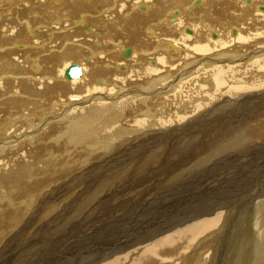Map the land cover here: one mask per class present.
<instances>
[{
    "label": "rangeland",
    "instance_id": "obj_1",
    "mask_svg": "<svg viewBox=\"0 0 264 264\" xmlns=\"http://www.w3.org/2000/svg\"><path fill=\"white\" fill-rule=\"evenodd\" d=\"M22 1L24 0H17L16 2ZM47 1H44V3ZM3 7L8 8L7 5ZM92 17L98 18L99 16L95 15ZM74 20H76V23L73 20L67 22L68 27L61 26V32H65V28L70 30L83 24V15L77 16ZM71 23L74 25L73 27H69ZM56 26L59 25L56 24ZM45 27L44 25L40 26L39 31L43 32ZM190 29L192 30V28ZM62 35L64 34L57 36ZM86 44L94 50H102L97 45ZM52 46L55 47V44ZM68 48L71 54L80 56L85 53L91 54L90 51L78 46H69ZM261 48L264 49V46ZM33 49L35 48H31V50ZM132 50L133 48L130 46L125 51L124 56L130 57ZM216 51L212 50L208 54H201L193 60L192 77L182 81L183 87L179 85L175 90H165L161 95L157 96L158 98H156V94H148H152L150 95L151 101L149 100L152 107L156 108L157 101H159L158 104L163 105L166 109L163 113L168 118L166 124L170 126L177 125V128L180 129L182 125L188 124L186 123L188 121H185L186 118L210 111L209 122H212V126L205 127L206 129L194 133L191 137L185 136L180 139L170 140L167 139L168 137H162L166 133H171L169 132L170 130H167L168 132L162 130L166 128L165 126L156 130L152 128L151 131H148L150 134H145L146 137L136 139V136L132 135L130 138L133 140L120 141L122 138L115 137L110 141L106 140L107 143L115 144L113 151L116 152L110 151L109 154V150L105 147L107 144H103V142L100 144L102 145L100 149H103L104 153L103 150H97L91 144L83 143V140H80L81 142L76 144V146L75 143L69 145L70 142L67 139H63V136L69 131L67 123L64 127L53 129L54 123L49 121L44 127H52L51 135L46 137L41 135L42 132L39 133L37 131L38 136L35 139L24 141L12 147L10 144L15 142V138H25L30 132L28 123L25 124V120L20 119L13 123L11 120L1 121L0 142L2 140L5 143L12 141L10 144L7 143L9 147L5 151H0V264H109L118 258L124 257L129 252L155 241L163 234L149 238L164 227L175 225L174 227L176 228L167 230V233L164 232L168 234L178 228L186 227L189 223L200 221L202 218L214 217L218 211L222 213V217L215 229L212 230L213 232L210 231L209 233H204L205 235L198 236L194 240L193 246L187 250L188 252L181 254L176 264H182V260L188 254H191L192 257L194 256V258L189 256L187 259H190L192 264H209L210 261V264H229V256L233 257V264H243L242 262L236 263L237 259L241 257L246 262L245 257L250 254L247 251L248 247L253 249L255 245L249 246V243H246L238 250H235L233 245L235 239L242 237L238 228L240 227V222L243 223L244 221L240 217L245 216L248 211L245 208H251L256 200H264V145H262L264 144V138L246 140L252 138V136H246L243 142L240 141L233 146L230 143L223 148L224 151L217 150L215 145H218L217 142L221 141L219 137L222 133V136L227 134L233 137L242 132H244L243 134L247 133L248 129L252 131L257 129V127L250 128V126L254 123L258 124L262 120L264 121V97L260 100L256 97L254 102L245 101L246 104L237 106L234 104L237 96L235 97L232 94L234 90H237L235 87L232 90L230 87L233 83H230L226 94H219L216 98L214 97L210 100L207 94L203 93L205 91L210 93V82L216 79L211 75L210 68L212 65L210 63H238L241 64L242 70H246L251 62L247 57L237 61H230V59L225 57L221 58L222 60H218V58H214ZM236 51L234 50L233 52ZM249 51L237 52L245 56ZM32 54L34 55V51ZM58 55L60 54L55 52L51 57L55 60L58 59L56 64L60 63L63 66H56L55 74L53 75L57 77L48 78L56 85L50 88V91L54 94L61 92L69 95L71 92L68 90L67 84L73 81L62 80L61 75L63 76L64 70L70 64H81V59L75 57L59 58ZM119 56L122 57L121 54ZM245 61L249 62L243 63ZM17 62L26 68L27 71H32L31 62L24 61L23 54L19 55ZM135 67L139 68L141 65L136 64ZM182 71L183 68L174 75V78H178ZM102 75L103 73H96L95 77ZM11 77L12 80L19 82L32 78L26 72H20L16 74V77ZM45 88L46 85L41 88L42 91ZM242 90L256 89L244 88ZM127 91L128 88L126 91L116 90V94H120L119 96L121 97L126 96L130 94ZM262 91L260 90L258 94L261 95ZM199 92L203 93L201 94L202 96H195ZM178 93H181V98L184 97L186 99L180 101L176 98L174 99V96ZM13 94L9 98L25 97ZM153 95L158 100L152 99ZM119 96L117 97L119 98ZM245 96L246 94L240 99L242 101L243 99L245 100L247 97ZM225 98H229L228 103L232 101L231 98L234 101H232V105L227 111L223 109L227 107L223 102ZM200 100L204 101L201 102ZM56 101V99H52L49 109L40 113L41 115L44 114L45 119L50 116L48 113H50L53 103ZM71 101L78 105L79 99L71 98ZM176 101L178 104L174 103ZM186 102L194 103L193 105L197 107L194 108L192 114L184 119V116L188 114V110L192 109L190 106H186ZM220 103L223 106L221 109L218 108ZM61 104L63 105L56 106L58 113H61L60 111L64 113L70 105L67 104V107H65L64 102H61ZM212 105L214 106L213 109L210 108L213 107ZM137 108L132 109L133 112L128 110L122 122L127 123L128 120L136 118L147 119L153 115H145L143 105H139ZM30 113L21 112L22 115H30ZM18 116L19 114L14 115L16 118ZM174 117H178L180 120H177L178 118L173 120ZM38 119L40 125L41 119L40 117ZM57 122H62V120ZM202 122L204 123L205 121L201 120ZM83 124L81 123L80 125ZM96 125L94 126L96 127ZM94 126L89 125L96 131ZM189 128L185 129L194 130V127ZM135 134L140 136L139 132ZM76 135L73 137L79 139L82 136V132L79 133L80 137H76ZM125 137L127 138V136ZM117 139L120 145L116 143ZM260 140H263V142ZM207 145H210V151L207 153L208 156L201 162L202 154L199 153L206 149ZM244 148H247L246 151ZM123 151L129 156L119 157L124 154ZM216 151H219V153ZM168 152H171L169 155L174 153L175 157L171 159L168 155L165 158L164 155ZM227 152L229 153L227 154ZM231 154L234 155L232 156ZM113 157L116 160L121 158L117 161L119 163H113L111 161L114 160ZM168 157L170 160L167 159ZM224 157L229 158L218 169L210 173H202L196 178V174L208 166L209 160L213 164L216 159ZM189 159L195 160L194 163L198 165L200 164L198 170L179 172L178 168L179 171L176 169L175 173L173 172L169 175L168 172H171L177 165ZM238 159L242 160L239 165L236 163ZM107 160L108 162L105 163L104 161ZM26 162L31 163L32 166ZM230 163H233L231 167L223 171L219 170V168ZM37 167L40 168L38 169ZM99 167L108 169L102 172ZM223 203L225 204L223 205ZM206 206L219 207L220 209L216 210L214 208L216 212L200 216ZM187 214L194 215V218H191V220H187V218L184 222L186 216H189ZM222 225V230L214 234V232L218 231L217 227ZM143 238L147 239L143 240ZM204 238H208L205 241L207 248L204 243L200 244ZM150 264L156 263L152 262Z\"/></svg>",
    "mask_w": 264,
    "mask_h": 264
},
{
    "label": "bare ground",
    "instance_id": "obj_2",
    "mask_svg": "<svg viewBox=\"0 0 264 264\" xmlns=\"http://www.w3.org/2000/svg\"><path fill=\"white\" fill-rule=\"evenodd\" d=\"M16 1L0 0V122L11 120L13 123L19 119L25 120L24 123H28L30 132L22 139H20L21 137L15 138L16 140L11 138L15 142L10 140L7 143L10 144L11 142L10 145L12 147L24 141L35 139L38 136L37 131L39 133L42 132L41 135L48 137L52 134L53 129L64 127L66 123L69 126V131L66 132L63 139H67L70 142L69 145L75 143L76 146L83 140V143L91 144L98 150L103 142V144H107L105 147L109 150V154L110 151H113L115 144L108 142L109 145L106 140L110 141L115 137L122 138L120 141H126L130 140L132 135L136 136V139L146 137L145 134H150L148 131H151L152 128L156 130L165 126L166 128L162 130L166 132L170 130L169 132L171 133H166L162 137H168L167 139L170 140L180 139L185 136L191 137L194 133L206 129L205 127L212 126V122H209L210 111L205 114L198 113L193 117H188L197 106L193 105L194 103L186 102V106H190L192 109H189L188 114L184 116V119L188 117L185 119L188 124H184V126L187 125L186 129L194 127V130H186L183 125L180 129L177 128V125L170 126L166 124L168 118L163 114L166 109L163 105L158 104L159 101H157L156 108L152 107L149 102V100L151 101L150 95L156 94L155 96L158 98L157 96L161 95L165 90H175L179 85L183 87L182 81L192 77L193 60L201 54L210 53L212 50H217L214 58H218V60H222L221 58L225 57L230 59V61H237L247 57L251 62L246 70H242L241 64L238 63H210L212 65L210 68L211 75L217 79L210 82V93L203 92L207 94L210 100L211 98H216L219 94H226L230 83H233L230 88L234 90L233 87H235L237 90L232 93L233 96H237L235 102L233 101L234 97L231 98L237 106L244 104L245 101L254 102L256 97L259 98L258 100L264 97V58H261L264 57V49L261 48L264 46V36H262L264 35V5L261 6V4H264V0H240V3L239 0H48L46 3H44L46 0ZM4 5H7L8 8L3 7ZM79 15H83V24L80 23V26L78 25L70 30L65 28V32H61V26L68 27L67 22L69 20L75 22L74 18ZM95 15L99 17L93 18L92 16ZM56 24L59 26H56ZM42 25L46 27L43 32H40L39 29ZM73 26L72 23L69 25V27ZM217 29L218 31H216ZM186 30L188 31L186 32ZM60 34L64 35L57 36ZM86 43L97 45L102 50H94ZM53 44H55V47L52 46ZM69 46H78L90 51L91 54L85 53L82 56L71 54ZM130 46L133 48L132 55L126 57L124 53ZM33 47L35 49L31 50ZM234 50L250 51L247 55L242 56L237 51L233 52ZM33 51L34 55L32 54ZM55 52L60 54L58 55L59 58L75 57L81 59V64H78L82 68V75L79 78L68 79L65 76L67 68L64 70L63 76L61 75L62 80L73 81L67 84V88L71 92L69 95L61 92L54 94L50 91V88L56 85L48 78L57 77L53 75L55 74L56 66H63L60 63L56 64L58 59L55 60L51 57ZM20 54H23L24 61L31 62L32 71H27L26 68L17 62ZM47 56L48 58H46ZM179 57L181 58L178 59ZM249 61L243 63H248ZM136 64L141 65V67L136 68ZM182 68L183 71L179 77L174 78V75ZM20 72L30 74L32 78L20 82L12 80L11 76L16 77V74ZM96 73H103V75L95 77ZM44 78L45 80H43ZM45 85L46 88L42 91L41 88ZM127 88V92H130L129 95L121 97L119 96L120 94H116V90L126 91ZM244 88H255L256 90H242ZM224 90L225 92H223ZM260 90H263L261 95L258 94ZM243 92L247 96H245V100L243 99L244 102L240 99L245 95ZM12 93L25 97L9 98ZM149 93L152 94L148 95ZM203 93H196L195 96H202L201 94ZM71 98L79 99L78 102L76 101L78 105L72 102ZM154 98L153 95L152 99ZM175 98L179 101L186 99L184 97L181 98V93L174 96ZM229 98H225V101H223L227 106L223 108L225 111L232 105V101L230 102L231 104L228 103ZM52 99L57 101L53 103L52 110L48 113L50 116L45 119L44 114L41 115L40 113L49 109ZM204 100L200 101L203 102ZM177 101L174 103L178 104ZM61 102L65 103V107L70 104L64 113L62 111L58 113L56 110L57 105H63ZM139 105H143L145 115H153L147 119L136 118L123 123L122 119L126 116L127 111L138 109ZM221 107H223L221 103L218 104V108L221 109ZM210 108L213 109L214 106ZM21 112L31 113L30 115H22ZM17 114H19L18 118L14 117ZM38 117L41 119L40 125ZM177 118L174 117L173 120ZM60 120L62 122H57ZM177 120H180V118ZM201 120L205 122L201 123ZM49 121L54 123L53 129L52 127H44ZM81 123L84 124L80 125ZM88 124L93 126L97 124L96 127L94 126L96 131L89 127ZM252 127H257V129H254L256 131L248 129L247 133L243 134L244 132H242L233 137L227 134L222 136V133L219 137L221 141L217 142L218 145H215L216 149L224 151L223 148L227 145L232 143L233 146L240 141L243 142L246 136H252V138L246 140L263 139L264 121L262 120L258 124L254 123L250 126V128ZM80 131L82 132L81 137L79 135ZM137 132L140 133V136L135 134ZM75 134H77L76 137L80 138H74ZM169 134L171 136H167ZM124 136H127V138H124ZM116 141L118 143L119 140L117 139ZM260 141L263 142V140ZM0 143V151H5L9 147L4 140ZM118 145L120 144L118 143ZM246 149L244 148L245 151ZM209 151L210 145H207L206 149L199 153L202 154L201 162L208 156L207 153ZM216 152L219 153V151ZM170 153H166L164 157L166 158ZM127 155L124 152L119 157L122 156L121 158H124ZM169 157L171 159L175 157L174 153L169 155ZM169 157L167 159L170 160ZM228 158L216 159L213 164L209 160L210 162H207L208 166L196 174V178L202 173H210L218 169ZM120 159L111 161L115 163ZM108 160L104 162L106 163ZM241 161V159H238L236 163L239 165ZM194 162L195 160L192 161L191 159L184 161L177 166L175 165V169L168 173L169 175L173 172L175 173L176 169L177 171L180 170L179 172L198 170L200 164L198 165ZM26 163L32 166L31 163ZM232 164L219 168V170L223 171L231 167ZM106 166L108 165L106 164ZM37 168L39 169L40 167ZM100 169L105 172L108 168L101 167ZM226 204L228 203L226 202ZM140 208L142 209V207ZM214 208L206 206L200 216L220 209L218 207L214 210ZM249 208L246 207L247 213L245 216L240 217L242 221L244 220L243 223L240 222V227L238 228L242 237L235 239L233 246L235 250L246 245V243H249V246H253V244L255 246L253 249L250 247H248V250L246 249L250 252L246 257L244 256L246 262L241 257L237 259L236 263L264 264V200H256L253 202V206ZM230 209L232 208L230 207ZM195 214L197 215V213ZM221 217L222 213L218 211L214 217L202 218L195 223L186 224L187 226L184 228H178L174 232L165 234L164 232L167 230L176 228L174 227L175 225L169 224L170 226L158 230L156 234L149 235L151 236L149 239H151L163 234L155 241L152 240L153 242L131 251L124 257L118 258L109 264H150L152 262L156 264H176L181 254L188 252L187 250L193 246L194 240L198 236L215 229ZM191 218H194V215L186 216L184 222L186 219L191 220ZM222 228L223 225L218 226V231L214 232V234L219 233ZM208 238H204L203 242L200 243H204L206 248L208 246L205 241ZM146 239L143 238V240ZM189 256L191 254H188L182 260V264H192L190 259L187 260ZM228 261L229 264H233V257L229 256Z\"/></svg>",
    "mask_w": 264,
    "mask_h": 264
},
{
    "label": "water",
    "instance_id": "obj_3",
    "mask_svg": "<svg viewBox=\"0 0 264 264\" xmlns=\"http://www.w3.org/2000/svg\"><path fill=\"white\" fill-rule=\"evenodd\" d=\"M82 75V68L78 63H73L65 70L68 79H77Z\"/></svg>",
    "mask_w": 264,
    "mask_h": 264
}]
</instances>
